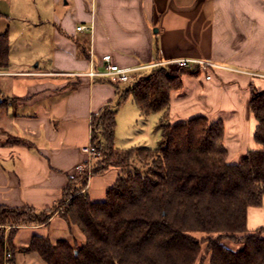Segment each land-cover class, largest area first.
<instances>
[{
	"label": "crops",
	"instance_id": "obj_1",
	"mask_svg": "<svg viewBox=\"0 0 264 264\" xmlns=\"http://www.w3.org/2000/svg\"><path fill=\"white\" fill-rule=\"evenodd\" d=\"M44 1L53 14L45 31L47 21L37 19L30 53L35 64L0 67V102H5L3 111L0 107V205L41 210L56 205L71 180L80 185L77 166L91 159L82 148L91 142L92 115L114 106L120 89L127 88L86 74L101 70L105 54L121 68L143 67L139 70L181 57L223 65L210 79L182 74L180 87L169 94L168 118L171 123L196 115L220 120L229 162L259 148L249 101L250 86L264 89V0ZM5 5L0 0V34L5 32L4 16L9 18L1 9ZM80 24L91 29L77 30ZM10 38L8 34V63ZM5 77L15 78L7 85ZM129 97L117 106L114 146L146 147L145 133L127 139L123 132L134 123L144 128L151 120L157 122L159 141L162 113L142 115ZM116 175L114 167L90 175L79 191L102 200ZM246 225L248 232L264 226V196L259 206L248 207ZM63 233L70 236L66 222L55 213L46 225L18 227L13 238L16 263L19 256L32 255L46 264L38 253L20 247L33 236L54 242ZM224 244L238 248L229 241Z\"/></svg>",
	"mask_w": 264,
	"mask_h": 264
},
{
	"label": "trees",
	"instance_id": "obj_2",
	"mask_svg": "<svg viewBox=\"0 0 264 264\" xmlns=\"http://www.w3.org/2000/svg\"><path fill=\"white\" fill-rule=\"evenodd\" d=\"M8 55V33L3 32L0 67H7ZM139 72L119 91L114 106H104L91 118V142L97 144L99 160L118 170L104 199L94 201L79 192L64 202L61 213L56 205L41 210L0 205V225H10L6 235L0 229V264L5 249L11 255L8 264H17L13 238L18 227L46 225L54 213L66 222L70 238L52 242L33 236L20 247L38 253L46 264H205L206 256V264H264V226L248 232L246 225L248 207L259 206L264 196V89L250 86L249 106L257 121L253 138L259 148L234 163L227 160L220 120L203 115L173 123L167 119L170 91L180 87L182 74L198 70L161 66ZM128 96L142 115L162 113L156 147L114 146L117 106ZM126 167L125 173L119 171ZM87 178L79 173L77 190ZM72 183L76 186L71 180L60 201ZM224 241L238 248H228Z\"/></svg>",
	"mask_w": 264,
	"mask_h": 264
},
{
	"label": "rangeland",
	"instance_id": "obj_3",
	"mask_svg": "<svg viewBox=\"0 0 264 264\" xmlns=\"http://www.w3.org/2000/svg\"><path fill=\"white\" fill-rule=\"evenodd\" d=\"M33 1H36V3H33ZM6 2L8 4V6L5 5L1 9L5 12V14L7 16H9V18L8 17L6 18L4 16V19L6 21L5 32L7 29H9L8 34H10V37H11L10 38L11 56H10V60H9L8 64H10L12 68H19L23 65H32L33 66L36 61L31 60V54L30 53H31V47H32V43H33L32 36L35 34L36 26L38 25L37 19H39V20L43 19V20L47 21L45 23V25H43V31H45L51 25L50 24V22H51L50 18H52V14H53L52 8H51V6H49V2H46L44 0H6ZM61 14H62V11L60 12V15ZM39 16L41 18H39ZM9 26H10V28H8ZM44 45H38V47L41 46V49H43ZM45 51H47V50H45ZM188 58H193V57H188ZM194 59H198V58H194ZM199 60H203V59H199ZM206 61H208V60H206ZM157 63H159V62H157ZM161 66L165 67L167 70H172V69L177 68V65L175 63H169L168 61H164V62H160V64L149 66L146 71H149L151 68L153 69V67L156 68V67H161ZM101 69H103V65L101 66ZM215 69H219V68H211L210 69L211 75ZM139 71H138L139 73L137 75H141L144 73L143 72L144 70H139ZM195 75H203L204 76V74L200 70H198V72ZM135 77H136V79L138 78V76H135ZM14 78L15 77H13V78L5 77V79H4L5 84L10 85L13 82ZM125 89L126 88H121L120 92H123ZM129 98H131V96ZM0 100H1V97H0ZM130 100L131 99H129V101ZM3 106H5L4 101L0 102V107L2 108V111L4 110ZM151 117H154V116H151ZM167 119L170 122L169 118H167ZM156 126H157V122H155L154 120H151L150 123L148 124V126L145 123L144 128H141L140 125L138 126L134 123V125H132L129 132L128 131L123 132V137H125L127 139H129L130 137H133L135 135H137L136 137H142V134L145 133L143 137H147V139H145L146 143H144L145 144L144 146H146V147L150 146L151 148H153V147L157 146V142H158V139H156V136L158 134L157 133L158 130L156 129ZM126 128H125V130H126ZM98 161H100L99 164H96V162H98ZM90 164H91V169H90L89 176L90 175L92 176L93 174L98 173V172H103L104 170L110 169L111 167H114L117 169V167L113 166L112 164H109L106 160H103V159L99 160L98 158H92ZM136 165L138 166L139 164L136 163ZM96 166H102V167L99 171L94 172L95 170L93 171V169ZM121 170H122L121 173H125L127 171V167L123 168V169H119V171H121ZM117 173H118V170H117ZM89 176H88V178H89ZM76 187H78V186H74V184L72 183L70 191H68L66 193L65 199L56 203V207H57L56 213L57 212L61 213L60 209L64 208V206H65L64 202L68 201V199H70L71 195H75V194L80 192L79 190L76 189ZM9 229H10V227H8V229L6 230V233L8 232ZM73 230H74L75 236L79 240H82L83 235L81 234L79 229L77 227H75ZM197 235L199 236L200 234H197ZM60 236H61V238H64V236H67L66 238H70V236L67 235V233H63ZM237 245H239V244H237ZM5 250H4V252H5ZM21 250L24 251L23 249H21ZM31 256L32 255H27V257L19 256V257H21V258H19L20 264H42L41 260H39L38 258L33 259V258H31ZM205 259H206L205 260L206 261L205 264H206L207 260H208V256H206Z\"/></svg>",
	"mask_w": 264,
	"mask_h": 264
},
{
	"label": "built area",
	"instance_id": "obj_4",
	"mask_svg": "<svg viewBox=\"0 0 264 264\" xmlns=\"http://www.w3.org/2000/svg\"><path fill=\"white\" fill-rule=\"evenodd\" d=\"M77 30H90V25L80 24L76 27ZM103 69L101 70H93L90 69L88 74L91 77H103L107 79L110 83H112L115 86H128L131 84L133 80H135V75L137 70L143 68H121L116 63H113L110 59L109 54L103 55ZM169 63H175L177 67H185L189 68L191 70H200L204 74L205 79L211 78L210 69L211 68H225L223 65L206 61V60H199L194 58H188V57H181L173 60H169ZM166 63V62H165ZM159 63H153L149 66H153ZM82 150L89 154L90 158H100L101 154L98 150L97 144L90 142L88 145L82 148ZM91 159L88 160L85 163H80L77 166L78 173H85L87 177L89 176L90 169H91ZM88 179V178H87ZM83 192V191H81ZM10 227L9 225H0V229H3L4 234L6 233V230ZM11 257L10 253L5 250L4 252V264H8V259Z\"/></svg>",
	"mask_w": 264,
	"mask_h": 264
}]
</instances>
